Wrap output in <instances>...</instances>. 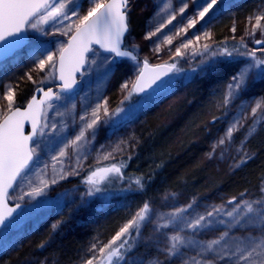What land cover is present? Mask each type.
Wrapping results in <instances>:
<instances>
[{"label": "snow or ice", "instance_id": "obj_1", "mask_svg": "<svg viewBox=\"0 0 264 264\" xmlns=\"http://www.w3.org/2000/svg\"><path fill=\"white\" fill-rule=\"evenodd\" d=\"M220 4L221 0H203L197 8L195 17L188 18L186 24L181 22L173 32L164 35L153 49L154 53H159L165 45L173 46L174 40L183 37L179 45L174 46L175 51L171 57L173 62L150 66L147 57L143 61L139 59L136 54L138 47L136 44L125 47L124 42L129 33L130 0H89L90 6L84 14H81L83 12L81 0H0V59L12 56L27 43V38L22 33L29 28L45 36L59 34L68 37L66 44L60 43L57 52L39 45L31 46L29 58L32 60L33 68L25 76L36 87L23 111L16 103L19 84L6 85L4 91L0 92V99L7 102L6 110L0 109L3 113L0 118V249L15 250L20 243L16 237L9 238L7 231L19 218L40 209L62 210L65 206L68 193L60 194L56 200H43L37 204H32V201L37 197L47 196L52 186L68 176L79 175L75 168L71 171L57 172L55 166L60 165L63 169L64 158L69 156L67 149H72L75 153L77 149L91 144L89 136L95 137L97 127L101 123V108L104 117H107L104 123L114 120L119 124L130 120L140 107L153 102L160 94L175 88L176 76L183 71L177 67L175 57L183 58L190 48L193 54L198 48H201L203 53H210L203 55L196 66L191 68V72H198L203 76L223 71L228 65L238 62L237 56L248 58V62L239 71L229 76L219 103V107L225 110L249 88L251 81L255 79L264 81V59L256 55L258 51L264 52V38L255 39L257 32L264 37V7L258 8L247 17L248 28L245 35L252 37L253 42L260 46L258 48L249 49L243 42V37L240 47L245 49L244 51L238 48L232 50L220 48L216 51L207 43L201 47L199 42L202 36L204 39H210V31H204L202 36L198 34L194 39L187 38L189 30L198 22L207 21L210 24L215 19V14L221 11ZM170 7V4H165L157 13V17L161 13L167 14ZM188 7V3L184 2L178 11L172 9L168 19L158 22V26L154 30H149L144 38L151 40L156 37L166 25H171L178 16H182ZM65 21L68 23H64ZM49 25L53 29L52 32L45 27ZM232 31L235 32V27ZM101 50L107 55L102 54ZM117 58L133 61L136 68L135 79L129 78L121 84V91L127 93L121 105L125 100L130 101L133 95L141 96V101L127 107H117L112 111L108 109L106 100L103 105L98 101L91 111L85 108L79 116L80 131L73 139L65 137L55 141L49 139L59 133L58 125L54 122L55 116L63 117L75 107L73 101L78 84L75 74L80 73L82 76L84 75L82 68L87 66L91 70L95 65L98 70L103 69L101 79L107 80L113 72L111 65ZM49 70L50 75L58 71L56 78L61 81L57 85L58 92L52 87L45 89L48 76L34 78L33 73H44ZM61 107L64 111H60ZM49 109H55L52 120L48 117ZM249 116L252 118L251 125L246 123ZM217 119L216 116L212 117L213 122ZM25 121H30L32 126V131L28 134L24 132ZM261 121H264V97L257 99L254 104L241 105L239 116L229 124L224 134L212 143L211 150L206 153V159H213L217 153L221 158L230 155L234 147V135L246 129L239 146L235 147L239 155L231 156L230 170L246 164L253 158L247 151L246 142L256 133V125ZM60 127L67 126L61 121ZM45 129L48 131L46 132ZM54 144L62 145L58 147L55 155L52 154ZM127 144V140L120 139L112 145L111 151L101 153V158L112 159L113 154L122 152V145ZM42 152H47L53 162L51 178H47L46 169L49 166L47 163L43 168L36 166ZM83 158H87V152ZM123 167L124 163L121 162L97 167L91 171L83 181L88 185V191L83 195L93 196L109 192L100 185L113 175L123 179ZM33 175L39 179L38 184H32L30 177ZM25 181H28L30 191L13 195L16 188ZM133 183L137 189L144 187L142 178H136L127 187L109 192L108 198L131 191ZM258 192V196L252 197L248 189H245L238 195L222 199L219 204L207 205L203 211L198 210L197 202L193 199L184 206L157 214L156 221L152 220L154 213L152 205L144 201L131 219L120 226L109 240L104 242L94 237L93 242L79 256V264H128V254L131 253L135 240L141 234L142 224L146 221L156 223L155 232L169 227L175 230L174 234L168 237V246L162 250L165 260L184 255L181 251L183 248L196 250V255L192 256L190 261L184 260L183 264H221V262L264 264V179L260 182ZM25 196L29 198L28 205H31L27 208ZM167 198L168 196L165 197ZM9 199L19 202L14 207H9ZM82 206H87V201H82ZM61 223L62 221L57 220L52 224V232H55ZM209 232L215 233V238L198 239L199 236ZM46 243V240L42 241L37 247L44 248ZM131 264H143V262L133 260Z\"/></svg>", "mask_w": 264, "mask_h": 264}, {"label": "rangeland", "instance_id": "obj_2", "mask_svg": "<svg viewBox=\"0 0 264 264\" xmlns=\"http://www.w3.org/2000/svg\"><path fill=\"white\" fill-rule=\"evenodd\" d=\"M184 2H187L189 7L182 16H178L171 25H166L162 32L151 40L144 38L149 30H154L158 26V22L168 19L172 9L178 11ZM81 3L83 4L81 14H84L90 6L89 0H81ZM130 3L129 33L125 39V47L133 43L136 44L138 46L136 54L141 61L147 57L150 64L172 63L174 46H178L183 37L174 40L173 46L165 45L159 53H154L153 49L164 35L173 32L181 22L186 24L188 18L195 17L197 8L203 3V0H130ZM165 4L171 6L168 13H161L157 17V13ZM219 7L221 11L215 14V19L210 24L207 21L198 22L194 28L189 30L187 38L194 39L196 35L202 36L204 31H210V39H204L202 36L199 42L201 47L207 43L212 50L216 51L226 47L229 50L239 47L240 51H244L245 49L240 47L241 37L244 38L243 42L249 49L260 47L253 42L252 37L246 36L245 33L248 28L247 17L258 8L264 7V0H221ZM45 27L49 32H52L53 29L50 25ZM56 27H60V25H56ZM233 27H235V32L232 31ZM27 32L28 43L12 56L0 62V92L4 91L6 85L19 84L16 95L17 106L23 105L36 87L25 76L33 68L32 60L29 58L31 46L39 45L44 49L57 52L60 43H65L67 39L66 36L59 34L45 36L30 28ZM262 38L264 37H261L257 32L255 39ZM203 55H210V53H203L201 48H198L193 54L190 48L183 58L175 57L177 67L183 69L176 76L175 88L160 94L153 102L140 107L130 120L119 124H116L114 120L104 123L103 121L107 120V117H104L103 108H101V123L97 127L95 137L89 136L91 144L77 149L75 153L72 149H67L69 156L64 158L63 169L60 165L55 166L57 172L71 171L75 168L80 173L86 169L91 172L97 167L118 164L120 161L117 159L133 156L138 150L143 149L145 140L151 137V132L154 135V130H162L167 135L166 144L170 151L167 163L176 165L179 159L185 161V164L178 167V170H174V174L169 176L167 187L146 195L119 194L108 198L109 193L105 192L86 196L83 194L88 191V185L62 186L65 181L76 176L70 175L52 186L48 190L47 196L37 197L35 201H32V204H37L43 200H56L60 194L68 193L62 210L40 209L27 213L7 230L9 238L16 237L20 243L15 250L0 249V264H42V262L43 264H54L57 248L62 247L64 240L72 236L78 229H84L85 232L82 240L79 241L78 250L68 260V264H79V256L93 242L94 237L104 242L109 240L120 226L131 219V216L142 206L144 201H148L152 205L154 209L152 220L156 221L157 214L167 213L174 207L184 206L192 202L193 199L197 202L198 210L203 211L207 205L219 204L222 199L238 195L245 189H248L252 197L259 195L258 188L264 176L260 178L257 175L254 179L249 178L240 188L239 186L226 185V180L233 178L237 170H230L231 156L239 155L235 151V147L239 146L246 129L234 135V147L230 155L221 158L217 153L213 159L208 160L206 153L211 150L212 143L222 136L229 124L239 116L241 105L254 104L257 99L264 97V81L259 79L251 81L249 88L227 110L222 109L219 107V103L229 76L239 71L248 62V58L237 56L238 62L232 63L234 64L232 71L221 78L218 77L219 75L217 76V73L203 76L198 72H191V68L196 66ZM256 55L264 59V52L258 51ZM111 67L113 68L111 76L107 80H102L103 69L98 70L93 65L89 70L85 66L84 75L78 79L73 101L75 107L71 108L70 105L71 110L63 117L55 116V109L48 110L49 120L55 116L54 122L57 123L59 129L58 135L49 137V139L54 141L60 137L73 139L80 131L79 116L85 108L91 111L98 101L103 105L106 100L110 111L141 101V96L133 95L130 101L125 100L121 105V101L127 94L121 91V84L129 78L135 79L134 62L124 60L119 63L115 62ZM33 75L35 79L48 76L49 80L45 87L54 84L55 73L50 75V70L44 73H33ZM6 106L7 102L0 99V109L6 110ZM60 111H64V108L61 107ZM2 114L0 112V118H2ZM213 116L218 117L215 122L212 120ZM61 121L67 127L61 128ZM246 123L251 125V116L247 118ZM256 127V133L246 142L247 151L252 157L255 151V139L258 135L264 137V121H261ZM45 131L48 130L45 129ZM120 139L128 141L127 145H122L123 151L114 153L112 159L103 160L101 153L111 151L112 145ZM59 146L53 145V155L57 154ZM85 152H87L86 159L83 158ZM45 163L49 165L46 169L47 178H51L53 162L47 152H42L36 166L43 168ZM111 177L109 178L111 179ZM30 179L33 185L39 183L37 176H31ZM28 191H30V185L28 181H25L23 185L16 188L13 195H21ZM166 196H168L167 199H165ZM28 200L29 198L25 196L26 208L31 206L28 205ZM9 201L11 203L19 202L13 199H9ZM82 201H87V206H82ZM115 213H120L122 216L110 226L109 218ZM57 220L62 223L55 232H52L51 226ZM155 227L156 223L154 222L146 221L142 224L141 234L135 240L131 253L128 254V264H131L133 260L142 261L143 264H183L184 260L190 261V258L196 255L195 249L182 248L181 251L184 255L173 256L165 260L162 250L168 246V237L174 234L175 230L169 227L155 232ZM50 232H52L51 236H49ZM135 235L133 232V236ZM215 235V233L209 232L199 236L198 239L208 240L215 238ZM45 240L47 241L45 247L38 248L37 245ZM197 258L199 259V257Z\"/></svg>", "mask_w": 264, "mask_h": 264}, {"label": "trees", "instance_id": "obj_3", "mask_svg": "<svg viewBox=\"0 0 264 264\" xmlns=\"http://www.w3.org/2000/svg\"><path fill=\"white\" fill-rule=\"evenodd\" d=\"M233 65H228L223 71L218 72L217 76L219 75L218 77L224 78V76L232 71ZM150 136L145 140L143 149L138 150L133 156L117 159L120 163H124L122 169L124 178L121 179L119 176L113 175L111 179L109 178L100 185L102 188H106L111 192L120 187H127L136 178H142L143 189H137V186L133 183L132 190L124 194L146 195L156 190H164L167 187L169 176H172L174 170H178V167L180 168L181 165L185 164V161L183 162L182 159H179L176 165L167 163L169 159L168 153L170 152L166 144L167 135L162 130H154V135L151 132ZM263 142L264 137L258 135L254 141L255 151L253 158L246 164L241 165L236 170L234 177L226 180V185L239 186L240 188L245 184L247 179H254L257 175L260 178L264 176ZM89 174L90 171L88 169L83 170L79 175L65 181L62 186L87 185L83 181ZM121 216L120 213L112 214L108 224L110 226L115 224ZM84 232V229H78L72 236L64 240L63 246L57 248L55 251L56 259L54 264H68V260L78 250L79 241L82 240Z\"/></svg>", "mask_w": 264, "mask_h": 264}, {"label": "water", "instance_id": "obj_4", "mask_svg": "<svg viewBox=\"0 0 264 264\" xmlns=\"http://www.w3.org/2000/svg\"><path fill=\"white\" fill-rule=\"evenodd\" d=\"M22 35H23L24 37L27 38V43H28V41H29V36H28L27 31L23 32ZM67 40H68V38L66 39L65 44L67 43ZM27 43H25V45H26ZM25 45H24V46H25ZM24 46H23V47H24ZM97 47H98V46H97ZM20 49H21V48H20ZM18 50H19V49H18ZM101 52L103 53L102 50H101ZM104 54H106V53H104ZM9 57H10V56H9ZM7 58H8V57H7ZM5 59H6V58H4V59H0V62L3 61V60H5ZM57 59H58V57H57ZM116 60H121V59L117 58ZM160 64H163V63H160ZM149 65H150V66H155V65H159V64H150V63H149ZM141 66H142V65H141ZM83 70H84V68L81 69V71H83ZM75 75H76V78H77V80H78V77L80 76V73H76ZM56 77H58V71L55 72L54 84L51 85V86H48V87H52L54 91H57V92H58V91H59V88L57 87V85H59V84L61 83V81H59V79L56 78ZM77 85H78V84H77ZM46 88H47V87H45V89H46ZM76 88H77V86H76ZM33 92H34V91H33ZM32 94H33V93H32ZM31 96H32V95H31ZM31 96L27 99V101H26L22 106H18V107L21 108L22 111L27 107V102H28V100L31 98ZM31 131H32L31 122H30V121H25V123H24V132H25V134H28V133H30ZM15 204H16V203H10V202L8 201V206H9V207H14ZM18 211H19V210H18ZM14 215H15V214H14Z\"/></svg>", "mask_w": 264, "mask_h": 264}, {"label": "bare ground", "instance_id": "obj_5", "mask_svg": "<svg viewBox=\"0 0 264 264\" xmlns=\"http://www.w3.org/2000/svg\"><path fill=\"white\" fill-rule=\"evenodd\" d=\"M33 176H36V175H33Z\"/></svg>", "mask_w": 264, "mask_h": 264}]
</instances>
